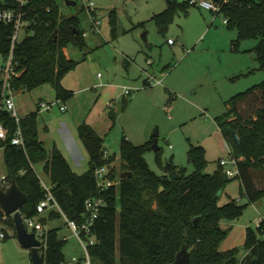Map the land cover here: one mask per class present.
<instances>
[{
  "label": "trees",
  "instance_id": "1",
  "mask_svg": "<svg viewBox=\"0 0 264 264\" xmlns=\"http://www.w3.org/2000/svg\"><path fill=\"white\" fill-rule=\"evenodd\" d=\"M5 1L8 3L4 6L11 7L12 0ZM189 1L166 0V8L152 17L160 32L167 30L179 12H187L192 6ZM215 3L219 7L216 14L224 16L227 28L237 30V43L249 38L256 40L253 50L259 68L264 72V0H215ZM82 10L85 12L83 7ZM24 19L30 23L26 34L13 48L15 68L19 72L13 79V90L15 93L30 92L50 84L57 101H69L74 92L66 89L62 80L79 61L69 59L65 49L68 46L86 49L80 19L64 16L55 0H31L25 8ZM110 24L115 38L117 20L114 13ZM13 30L11 23L0 22V53L5 59L11 51ZM1 91L0 80V122L8 129L7 140L0 142L7 169L0 188L6 189L13 180L16 182L27 198L20 209L24 219L38 216L37 206L44 198L35 171L39 164L68 219L80 221L85 212V201L92 197L102 198L105 205L92 227L96 242L88 247L90 264H172L184 245L190 253V264H264V221L259 227L261 235L247 228L242 256L238 247L219 250L231 230V227L223 229L221 221L237 219L249 203L264 196V187L258 188L255 181L259 173L264 175V80L229 98L225 102L226 111L216 118L230 155L236 161L235 177L248 200L245 205L231 200L223 206L218 204V193L223 191L229 179H224L222 171L204 173L207 164L204 147L190 144L188 159L194 166L190 174L171 162L162 165L159 148L156 154L163 175H157L144 158L154 138L143 145H134L124 138L120 145L118 171L111 165L113 158H104L103 138L83 122L77 130L88 154L89 169L78 174L56 146L48 151L39 140L37 112L16 121L3 109ZM246 103L251 112L243 114L240 108ZM109 119L114 123L116 113L111 111ZM18 127L24 146L11 144ZM102 166L108 167L110 179L118 181L105 190L98 188L94 174L96 168ZM123 172H131V176L123 178ZM46 213L47 218L39 220L43 227L48 220L63 217L55 209ZM194 218H197L196 224ZM0 224L4 238L7 228L16 235L13 217L6 216L1 207ZM58 230L57 227L43 228L46 247L40 251L44 264L66 262L63 250L67 240L59 237ZM84 260L79 259V264Z\"/></svg>",
  "mask_w": 264,
  "mask_h": 264
},
{
  "label": "rangeland",
  "instance_id": "2",
  "mask_svg": "<svg viewBox=\"0 0 264 264\" xmlns=\"http://www.w3.org/2000/svg\"><path fill=\"white\" fill-rule=\"evenodd\" d=\"M55 1L64 16L80 19V28L86 33V49L73 46L65 49L66 56L79 63L62 83L78 93L71 101L65 102L69 106L67 112L60 113L55 105L49 113H59L68 120L77 115L81 121L101 129L106 158H113L111 165L118 171L122 140L125 138L135 145H143L156 131L162 165L171 162L192 173L194 166L188 159L192 144L205 149L207 164L204 173L235 170L229 146L216 118L226 111L225 102L229 98L264 80V72L259 68L253 50L255 39L237 43V30L227 28L222 14L193 5L187 12H179L162 33L152 17L166 8V0H95L97 31L93 30L81 3L69 6L65 0ZM112 13L117 20L115 38L111 34ZM144 33L146 42L142 38ZM168 39L174 41L173 46L168 44ZM4 64L5 58L0 53V70ZM149 75L156 76L161 83L145 87L144 80ZM123 88H131V95L123 96ZM40 98L55 102L50 84H43L30 92L15 93L13 100L18 117L35 109ZM240 110L243 114L251 112L248 103ZM111 111L117 115L114 123L109 119ZM46 115L42 114V117ZM55 122L50 124L51 138L55 134ZM46 139L49 149L51 142L48 137ZM79 151L83 160L74 169L81 174L89 169V159L82 145ZM144 158L153 172L163 175L152 146ZM222 160L226 161L223 167L220 165ZM35 171L39 178L50 184L42 165H36ZM6 174L1 149L0 177ZM235 176L228 177L218 199L220 206L231 200L238 205L248 204ZM255 181L258 188L264 187L263 174L259 173ZM42 217L47 218V213L38 216L37 220ZM259 218L264 221V196L249 203L237 219L221 221L223 229L231 227V230L219 250L238 247L242 256L247 228L261 235ZM52 227L59 228V237L67 240L63 250L66 262L85 259V252L64 217L48 220L45 228ZM1 232L4 233L0 224ZM6 233V238L0 235V264H32L29 250L22 248L14 232L7 228Z\"/></svg>",
  "mask_w": 264,
  "mask_h": 264
},
{
  "label": "built area",
  "instance_id": "3",
  "mask_svg": "<svg viewBox=\"0 0 264 264\" xmlns=\"http://www.w3.org/2000/svg\"><path fill=\"white\" fill-rule=\"evenodd\" d=\"M31 0H12L11 7H5V3H8L5 0H0V22L3 23H11L14 27L12 36H11V42L12 47L11 51L8 54L7 58L5 59V64L2 66L0 70V80L2 85V106L3 109H5L12 117L16 119V121L19 120L15 104H14V94L15 91L12 88V82L14 77L19 75V72L16 70L15 66L17 62L14 59L13 56V48L16 44V42L21 38L22 34H26L27 27L29 26V21L24 19L25 16V8L29 5ZM76 3H81L82 7L84 8L85 12L89 15V18L92 23L93 30L97 31L98 21L95 16V0H76ZM189 3L193 6L200 7L202 9L215 12L217 13L219 10V7L215 3V0H190ZM86 34V33H85ZM84 34V35H85ZM168 44H174V41L171 39H168ZM147 82L149 85L151 84H160L161 80L157 79L154 75H149L147 78ZM131 88H123V96H130L132 93ZM52 107L51 104L46 103H40V109L42 110H49ZM59 109L64 112L67 109V106L65 103L59 104ZM8 138V129L4 126L2 122H0V142H5ZM11 144L18 145V146H24V140L21 129L18 127L16 130L14 136L11 139ZM0 149H2L0 147ZM104 158H106V155L104 153ZM232 162L235 166V170L232 169H226V173L228 177H231L234 175L235 171L237 170L236 167V161L231 157ZM226 161L222 160L220 161V165L225 166ZM108 167L102 166L99 168H96L95 170V178L97 181V186L100 190H105L113 185H116L118 183L117 180H112L108 176ZM40 183L44 190V198L40 201V203L37 206V212L38 216L43 215L45 212L51 209H55L62 216L64 217L68 227L73 231L75 237L79 241L81 247L83 248L85 252V260L84 263L81 264H90V258L88 253V247L95 244L96 240L94 236H92V227L94 226L95 220L98 218L100 211L102 207L105 205V201L102 198L98 197H92L88 198L85 201V212L81 218L80 221L76 220H70L68 219L61 207L59 206L58 202L56 201L55 197L52 194L51 191V185L46 184L41 178ZM4 178H0V183H3ZM33 218H23V223L26 227V229L30 232H34L37 239L41 242V247L39 249L42 250L46 247L43 239V226L39 220H37V217ZM263 221L262 218L258 219V222L261 224ZM1 237H4V233H1ZM41 253V251H40ZM71 264H79L78 260L73 259L72 262H69ZM62 264H68V262L62 263Z\"/></svg>",
  "mask_w": 264,
  "mask_h": 264
},
{
  "label": "crops",
  "instance_id": "4",
  "mask_svg": "<svg viewBox=\"0 0 264 264\" xmlns=\"http://www.w3.org/2000/svg\"><path fill=\"white\" fill-rule=\"evenodd\" d=\"M169 45L173 46L174 44H169ZM62 85L66 89L73 91L74 95H75V93H78V92H75L74 90L70 89V87L64 85L63 83H62ZM144 86L145 87L149 86L147 79L144 80ZM20 92H26V91H20ZM53 92H54V90H53ZM54 97H55V92H54ZM69 101H71V99ZM40 103L51 104L52 107L55 105H58V109H59L60 101H57L56 98H55V102L54 101H45L44 99L40 98V99H38V101L35 105L36 106L35 109L29 111L28 113H24L21 117L19 116V118H23V117L27 116L28 114H30L31 112H37V130H38L39 140L43 143L44 147L48 151L51 150L53 148V146H56L60 150V152L63 154V156L68 160V162L71 165L72 170L75 172L74 168L79 167L81 165V160H83V156L81 155V153L79 151L80 145L83 146V144H82V142L78 136V130L77 129L80 126V124H82L83 122H85V123H87V122L81 121L79 118H77V115H72V119H73V121H72V119L68 120V119L64 118V116H59V113L58 114L57 113H55V114L49 113L52 110V107L49 110H42V109H40ZM66 106H67L66 111L62 112L59 109V112L60 113L67 112L69 110V106L68 105H66ZM42 114H47V115L44 118V117H42ZM39 116H41V118ZM104 120L106 121V118H104ZM54 121H56L54 124L55 134L51 138L50 137L51 135L49 136V133H50L49 128H50V124H53ZM87 124L90 125L93 129H95V131L102 137L101 129H97V127L94 126L90 122ZM47 137H48V139H50V142H51L49 149H47L46 143H45L47 140L46 139ZM236 174H237V170L235 171L234 175H236ZM1 178H4V177H1ZM1 228H3L2 225H1Z\"/></svg>",
  "mask_w": 264,
  "mask_h": 264
},
{
  "label": "water",
  "instance_id": "5",
  "mask_svg": "<svg viewBox=\"0 0 264 264\" xmlns=\"http://www.w3.org/2000/svg\"><path fill=\"white\" fill-rule=\"evenodd\" d=\"M69 6H75L76 2L71 0H65ZM143 40L146 42V33L142 35ZM158 131L153 134L152 149L157 152L159 147L157 144ZM131 172H123L121 177H130ZM224 179L228 180V175L224 173ZM219 195L221 192L218 193ZM27 198L25 194L19 189L16 182L13 180L10 186L6 189L0 188V207L2 208L6 216H12L15 224V231L17 239L22 248L29 250L32 264H44L41 253L39 251L41 242L37 239L34 232H30L26 229L23 223V217L20 213V209L26 202ZM197 218H194L193 223L196 224ZM71 264V263H68ZM172 264H190V253L187 245H184L177 253L175 261Z\"/></svg>",
  "mask_w": 264,
  "mask_h": 264
}]
</instances>
